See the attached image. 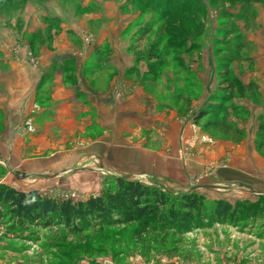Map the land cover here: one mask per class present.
I'll list each match as a JSON object with an SVG mask.
<instances>
[{"label": "rangeland", "instance_id": "rangeland-1", "mask_svg": "<svg viewBox=\"0 0 264 264\" xmlns=\"http://www.w3.org/2000/svg\"><path fill=\"white\" fill-rule=\"evenodd\" d=\"M81 1L23 0L17 7V0H0V61L12 59L21 38L29 47L48 43L49 31L36 26L55 28L57 16L73 22V7ZM134 1L140 11L136 30L151 27L139 39V58L147 69L140 78H169L171 93L158 97L156 109L183 122L187 132L181 135L177 172L153 167L151 173L123 176L171 195L200 196L201 223L179 237L168 235L162 245H143L122 226L77 235L63 226L12 229L7 216H0V264H264V0ZM148 55L154 64L145 60ZM182 81L190 83L187 88ZM221 81H235L227 90L232 96L222 100ZM201 111L205 116L196 121ZM31 122L24 121L29 132ZM5 163L0 157V182L27 190L50 181L49 172L22 173ZM85 168L100 172L101 180L86 183L87 188L70 186L67 177ZM65 170L57 173L60 181L53 175L52 188L41 185L37 191L84 200L117 177L97 165ZM217 200L235 206L234 214L215 215Z\"/></svg>", "mask_w": 264, "mask_h": 264}, {"label": "crops", "instance_id": "crops-1", "mask_svg": "<svg viewBox=\"0 0 264 264\" xmlns=\"http://www.w3.org/2000/svg\"><path fill=\"white\" fill-rule=\"evenodd\" d=\"M73 14L71 23L55 15L57 27L36 26L49 31L48 43L29 47L21 38L12 59L0 61V157L22 173L49 172L50 181L27 190L52 188L71 166L117 176L177 172L187 129L156 109L158 97L171 93L168 81L140 78L147 69L137 56V2L82 0ZM101 178L85 168L65 182L87 188Z\"/></svg>", "mask_w": 264, "mask_h": 264}, {"label": "trees", "instance_id": "trees-1", "mask_svg": "<svg viewBox=\"0 0 264 264\" xmlns=\"http://www.w3.org/2000/svg\"><path fill=\"white\" fill-rule=\"evenodd\" d=\"M22 1L17 0L16 6H20ZM166 5L167 1H164L163 8ZM181 21H184V18ZM140 27L141 31L137 30L138 39L150 32L151 28L150 25ZM160 30L159 27L155 33ZM153 44L150 48L154 46ZM137 56L141 58L140 51ZM145 60L155 63L150 55L146 56ZM228 74V70L223 72L227 77ZM168 83L170 84L169 78ZM182 83L184 89L190 84L187 81ZM234 87L235 81H221L217 93L219 99L231 97L232 92L227 90ZM203 116L205 114L201 111L196 121ZM208 122L218 123L215 119H208ZM201 202V197L195 193L171 195L156 186L124 176L115 177L111 183H107L100 194L76 201L42 195L35 189L19 190L0 182V209L3 210L0 216H7L12 229L63 226L69 234L80 235L87 230L97 232L106 227L122 226L123 230L129 229L130 239L139 241L143 245L151 243L162 245L168 235L179 237L193 227H198L201 223L198 214H201L203 207ZM237 205L243 204L237 203ZM214 212L217 216L228 214L231 216L235 212V206L217 200Z\"/></svg>", "mask_w": 264, "mask_h": 264}]
</instances>
